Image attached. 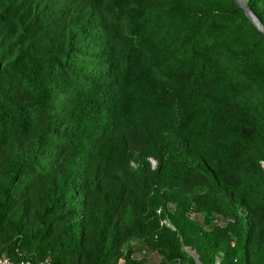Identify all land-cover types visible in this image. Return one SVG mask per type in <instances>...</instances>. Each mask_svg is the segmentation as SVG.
<instances>
[{
  "label": "trees",
  "instance_id": "obj_1",
  "mask_svg": "<svg viewBox=\"0 0 264 264\" xmlns=\"http://www.w3.org/2000/svg\"><path fill=\"white\" fill-rule=\"evenodd\" d=\"M263 162L235 0H0V257L264 264Z\"/></svg>",
  "mask_w": 264,
  "mask_h": 264
},
{
  "label": "water",
  "instance_id": "obj_2",
  "mask_svg": "<svg viewBox=\"0 0 264 264\" xmlns=\"http://www.w3.org/2000/svg\"><path fill=\"white\" fill-rule=\"evenodd\" d=\"M238 4L239 6L244 8V11L252 18L254 24L258 27V29H260L262 32H264V26L260 23V21L258 20V18L254 15V13L251 11V9L248 6H244L241 4V0H238ZM190 253L192 254V256L194 257V259L199 262V257L198 254L194 251L191 250Z\"/></svg>",
  "mask_w": 264,
  "mask_h": 264
},
{
  "label": "rangeland",
  "instance_id": "obj_3",
  "mask_svg": "<svg viewBox=\"0 0 264 264\" xmlns=\"http://www.w3.org/2000/svg\"><path fill=\"white\" fill-rule=\"evenodd\" d=\"M235 1L238 3V0H235ZM241 4L244 5V6H248L246 0H241ZM149 160H150L152 166L156 165V161L154 159L149 158ZM132 165L135 167L137 165V163L135 161H133ZM263 165H264V162H263ZM135 243H136V241H132L131 242V244H135ZM188 250H190V249L188 248ZM147 258L150 259L151 261L152 260H156L157 255L154 252L153 253H147Z\"/></svg>",
  "mask_w": 264,
  "mask_h": 264
},
{
  "label": "built area",
  "instance_id": "obj_4",
  "mask_svg": "<svg viewBox=\"0 0 264 264\" xmlns=\"http://www.w3.org/2000/svg\"><path fill=\"white\" fill-rule=\"evenodd\" d=\"M0 264H34L31 261H20L18 263H14L11 259L6 256L0 257ZM119 264H125L123 259L119 260Z\"/></svg>",
  "mask_w": 264,
  "mask_h": 264
}]
</instances>
